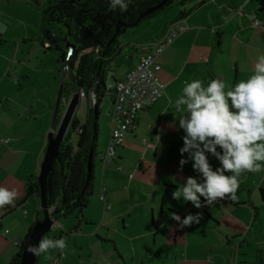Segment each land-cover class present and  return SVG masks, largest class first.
Returning a JSON list of instances; mask_svg holds the SVG:
<instances>
[{"label": "crops", "instance_id": "0c3cea01", "mask_svg": "<svg viewBox=\"0 0 264 264\" xmlns=\"http://www.w3.org/2000/svg\"><path fill=\"white\" fill-rule=\"evenodd\" d=\"M35 1L41 5L44 0ZM178 1L128 28L119 40V52L111 62L112 80L123 78L169 27L185 25L157 57L161 66L157 75L165 86L162 98L138 113L134 129L116 148L112 161L102 166L96 157L93 194L83 211L82 223L74 228L77 218L72 214L53 225L54 239L62 235L73 239L66 252L59 250L53 255V264H209L211 255L210 264H217L213 254L234 250L236 244L234 264H248L249 249L253 250L252 262L264 264V171L242 175L234 201L225 198L196 209L171 195L187 177L198 176L191 160L182 169L179 167L185 133L179 128V114L173 104L186 81L199 79L206 85L211 79H220L229 86L253 73L257 57L264 54V0ZM22 2L28 4L23 6L28 20L0 7V25L7 28L0 32V134L7 139L0 140V186L17 192L14 204L24 196L26 177L38 174L48 132L55 124L63 82L55 112L48 120L46 105L50 99H37L34 104L28 99H13L16 86L22 91L32 84L33 72L44 74L47 70L41 15L31 0ZM239 8L241 12L236 13ZM249 14L260 21L259 28L251 26ZM33 58L38 61L36 68H31ZM122 67L123 73L117 75ZM48 72L52 74L53 68ZM83 113L86 115L85 110ZM108 138L109 133L99 152ZM206 155L215 170L219 161ZM102 194L107 208L100 198ZM38 203L40 206L39 198L31 195L15 207L0 208V264L9 262L35 221L32 223L22 208L26 205L31 210L32 204L37 210ZM173 212L181 218L201 212L203 219L199 224L178 228L171 219ZM102 229L104 235L100 234ZM219 263L226 264L221 253Z\"/></svg>", "mask_w": 264, "mask_h": 264}, {"label": "trees", "instance_id": "16d2710c", "mask_svg": "<svg viewBox=\"0 0 264 264\" xmlns=\"http://www.w3.org/2000/svg\"><path fill=\"white\" fill-rule=\"evenodd\" d=\"M160 1L131 0L127 11H121L119 7L110 9L109 0H44L41 5L33 1L42 12L40 31L44 33L51 30L56 35L54 42L43 35L45 39L42 45L46 50L53 49L58 53L57 61L63 64L65 75L68 74L61 86L54 126L58 125L72 94L83 91L90 102L83 122H80L76 113L73 114L47 177L46 202L48 209L54 206L51 215L55 220L76 214L74 228L79 227L83 221V211L88 207L93 194L95 162L100 153V104L105 93L111 94L106 84L111 62L120 49L119 37L128 28L177 2L166 0L154 12L140 17ZM186 1L178 2L183 4ZM118 24L120 26L116 31ZM95 91V103L91 104L90 93ZM38 193L37 176L28 175L24 196L14 205L21 204L31 195L38 197ZM41 212L42 209L36 213L34 223L42 219ZM32 226L7 264H19Z\"/></svg>", "mask_w": 264, "mask_h": 264}, {"label": "clouds", "instance_id": "9594fccd", "mask_svg": "<svg viewBox=\"0 0 264 264\" xmlns=\"http://www.w3.org/2000/svg\"><path fill=\"white\" fill-rule=\"evenodd\" d=\"M130 3L109 0V7L127 11ZM6 30L0 25V32ZM173 107L179 114V128L185 133L179 167L191 160L198 176L187 177L172 192V199L190 202L196 209L225 198L236 200L239 178L264 171V54L257 57L253 73L234 85L226 86L220 79H211L206 85L199 79L186 81ZM206 153L219 161L215 170ZM17 195L15 190L0 186V208L15 206ZM171 219L178 228L190 227L199 224L203 214L188 213L181 218L173 212ZM66 248L63 238H42L36 245L28 244L26 251L39 257L50 250L63 253Z\"/></svg>", "mask_w": 264, "mask_h": 264}, {"label": "built area", "instance_id": "2783aa9c", "mask_svg": "<svg viewBox=\"0 0 264 264\" xmlns=\"http://www.w3.org/2000/svg\"><path fill=\"white\" fill-rule=\"evenodd\" d=\"M235 12H241V8ZM249 18L252 27L257 29L261 26L260 21L253 14H249ZM184 29V24L169 27L162 38L140 56L136 65L123 78L114 79L106 84V88L111 91L112 100L109 118V138L106 147L98 154V159L102 166L115 158L116 148L123 143L126 134L134 129L138 113L150 107L164 95L165 86L157 75L161 68L157 57ZM108 77L113 78L112 70L109 72ZM92 94L91 92V104L93 103ZM85 100V93L80 91L79 103H85ZM147 146L150 147L151 145L147 144ZM100 198L104 201L105 208H107L104 195L102 194ZM218 202L219 200L212 205ZM53 208L54 206L49 208L50 213Z\"/></svg>", "mask_w": 264, "mask_h": 264}, {"label": "rangeland", "instance_id": "374dc122", "mask_svg": "<svg viewBox=\"0 0 264 264\" xmlns=\"http://www.w3.org/2000/svg\"><path fill=\"white\" fill-rule=\"evenodd\" d=\"M31 2L33 3V0H31ZM25 5H28L25 2H22V0H11L9 3L6 2L5 0H0V7H3V10H5L6 12H8L9 14H12L14 17H19V18H23L25 20H28V16H27V10L23 7ZM35 5V4H34ZM37 9V12L39 13V15H41V9L39 8V6H35ZM131 28V27H130ZM122 37V35H120V38ZM48 55L45 56V64H46V68L47 70L43 73H35L33 72V75L30 79L29 83L32 84H27V88L25 87V89H23L22 91H17V86L15 87V91L13 92L14 94V100L17 101H25L26 99H28L30 102H32L33 104L35 103V100L39 99L41 101H46L45 99H50L49 102L47 101V120L48 117L51 118V116L53 115V113L55 112V108H56V104H57V98H58V94H59V90H60V84H61V80L63 79V74H64V67L63 64L60 61H57L58 59V53L53 50L50 49L46 52ZM37 59L33 58L31 59V68H36L37 67ZM11 63V59L9 60V63L7 64V67H10ZM114 67V66H113ZM53 68V72L52 74H50V72H48V69ZM125 67H122L120 70H117V75H120L123 73V69ZM32 70V69H31ZM35 70V69H34ZM12 76V74H10ZM68 78V74L65 76ZM21 80V78H20ZM112 79L108 77L107 83L111 82ZM110 96L111 94L109 93H105L101 104H100V118H99V147H98V151L101 149L102 147V142H103V138L104 136L108 135L109 133V118H110V109H111V101H110ZM85 103H79V106L77 107L75 113H77L80 116V119L82 121L85 120V115H84V110H86V107L90 104L88 98H86ZM11 101H9L10 103ZM43 107V104H40ZM66 107V106H65ZM37 109V108H36ZM42 111V108H39ZM65 109V108H64ZM39 110V111H40ZM35 112H37L35 110ZM39 113V112H37ZM86 113V112H85ZM29 115V113H28ZM49 118V120H50ZM5 135H1L0 134V140L3 141V139H5ZM4 141H7V139H5ZM2 154L1 148H0V155ZM40 172V169L38 170V174ZM38 174L36 176H38ZM32 200H36V203L38 202L37 199H32ZM29 201V202H32ZM31 210H29V207H27L26 205H24V207L22 209H25L27 211V215L30 216L32 218V223L34 221L35 218V213L36 211H41V208L39 206V203L37 204V210H34V205L31 204ZM210 211H213L212 209H209ZM43 216V213H40ZM70 216V215H68ZM67 216V217H68ZM57 223V222H56ZM55 226V224H54ZM63 229L59 230L56 234H58L60 231H62ZM54 231L55 228L52 226V228L50 229V231L48 233H46L43 238H53L54 239ZM100 234L104 235V230H100ZM60 238H63L66 240L67 245L72 246L73 245V239L68 240L69 235H62L60 236ZM209 238V237H208ZM108 245H110L108 243ZM237 244L236 247L233 248L234 250H229L228 252H226L225 249L221 250V255L225 260V263L227 264H234V260H235V255H237ZM59 250H50V252L48 254H41L38 257V261L36 264H53V261H56V257H54L53 255L58 252ZM249 253L251 254L253 252L252 249H249ZM66 252V250H65ZM220 253L216 252L215 254H213L214 256H216L217 258L215 259V263L220 264L219 263V255ZM61 254V253H60ZM248 255V260L250 261L248 264H257L256 261L252 262L253 258L251 255ZM45 255H50L52 258L51 259H46ZM254 257V256H253ZM208 263H212V255L211 257H208ZM255 260V258H254Z\"/></svg>", "mask_w": 264, "mask_h": 264}, {"label": "water", "instance_id": "95a60500", "mask_svg": "<svg viewBox=\"0 0 264 264\" xmlns=\"http://www.w3.org/2000/svg\"><path fill=\"white\" fill-rule=\"evenodd\" d=\"M166 0H161L158 4L146 10L140 15L143 17L151 12H154L159 7H161ZM119 24L116 26V31H118ZM46 39L54 42L56 40V35L51 30H46L44 32ZM64 76L65 73H64ZM65 77L63 78L64 81ZM63 83V82H62ZM96 91L92 94V102L95 103ZM59 102V101H58ZM58 106V104H57ZM79 106V92H75L69 98L66 107L63 111L61 119L58 125L51 128L47 136V145L44 152L43 160L40 164V172L37 176V182L39 186L38 198L40 200V206L43 211V217L41 220L35 222L32 226L30 235L28 236L27 242L21 253V259L19 264H35L38 257L26 251L28 244L36 245L38 241L43 238V236L50 231L52 226L56 223V220L52 217L49 212L47 205V177L49 175L52 163L54 159L58 156L59 146L65 136V133L70 125L73 114L75 113L77 107Z\"/></svg>", "mask_w": 264, "mask_h": 264}]
</instances>
